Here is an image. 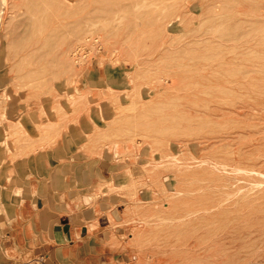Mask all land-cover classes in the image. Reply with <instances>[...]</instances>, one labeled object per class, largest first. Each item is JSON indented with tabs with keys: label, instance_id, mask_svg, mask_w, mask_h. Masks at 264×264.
I'll return each instance as SVG.
<instances>
[{
	"label": "rangeland",
	"instance_id": "374dc122",
	"mask_svg": "<svg viewBox=\"0 0 264 264\" xmlns=\"http://www.w3.org/2000/svg\"><path fill=\"white\" fill-rule=\"evenodd\" d=\"M109 201L128 264H264V0H0V242Z\"/></svg>",
	"mask_w": 264,
	"mask_h": 264
},
{
	"label": "crops",
	"instance_id": "0c3cea01",
	"mask_svg": "<svg viewBox=\"0 0 264 264\" xmlns=\"http://www.w3.org/2000/svg\"><path fill=\"white\" fill-rule=\"evenodd\" d=\"M106 213L82 207L64 221L52 216L14 217L6 222L1 245L11 264H128L126 228L109 201ZM66 220V221H65ZM136 257L133 256L132 260ZM29 262H27V261ZM25 262V263H24Z\"/></svg>",
	"mask_w": 264,
	"mask_h": 264
},
{
	"label": "bare ground",
	"instance_id": "6f19581e",
	"mask_svg": "<svg viewBox=\"0 0 264 264\" xmlns=\"http://www.w3.org/2000/svg\"><path fill=\"white\" fill-rule=\"evenodd\" d=\"M78 51V50H77ZM36 193V192H35ZM5 196V195H4ZM6 198V197H5ZM21 201H23V200H21ZM20 205V204H19ZM7 216H9V217H11V219L12 218H14V216H13V213H12V211H9L8 210V215ZM1 244V243H0Z\"/></svg>",
	"mask_w": 264,
	"mask_h": 264
}]
</instances>
